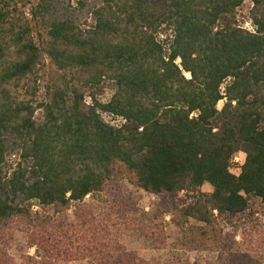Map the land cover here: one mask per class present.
I'll list each match as a JSON object with an SVG mask.
<instances>
[{"label": "trees", "instance_id": "obj_1", "mask_svg": "<svg viewBox=\"0 0 264 264\" xmlns=\"http://www.w3.org/2000/svg\"><path fill=\"white\" fill-rule=\"evenodd\" d=\"M253 202L264 0H0V264H264ZM167 216L212 258L124 245L161 249Z\"/></svg>", "mask_w": 264, "mask_h": 264}, {"label": "rangeland", "instance_id": "obj_2", "mask_svg": "<svg viewBox=\"0 0 264 264\" xmlns=\"http://www.w3.org/2000/svg\"><path fill=\"white\" fill-rule=\"evenodd\" d=\"M251 9L250 3H247L244 5V7L241 9L240 14L241 16H245L249 13ZM247 29H250V25L246 24L245 26ZM186 77L190 78L189 75H186ZM224 105V102H221L218 106L219 110L222 109ZM238 158L237 163H232L231 171L233 174L237 175L239 172L237 171L240 164H243L245 160V155L242 153H238L236 155ZM212 188L209 185H206L203 188V192H211ZM142 207L146 208L148 212L151 211V208L153 207V204L157 201L155 198L150 197L146 194H139L138 195ZM252 209L256 213V217L259 218L263 224H264V208L259 202H253L252 203ZM166 243L161 249H156L154 247V244L150 241L146 240H138L132 237H125L123 238L124 245L132 252L137 253L141 257L145 258L149 261H156V262H163L167 263L174 259H189L192 262L196 259H211L212 256L208 254H198V253H191L188 252L181 243V234L180 231L174 226V224L171 222V217H166ZM238 240H240V236L238 237ZM11 253L13 257L16 260H19L20 257L24 254H30L33 256L35 254L34 249H29L27 246V242L24 238H19L14 245L13 249L11 250ZM75 264H86V263H75Z\"/></svg>", "mask_w": 264, "mask_h": 264}, {"label": "built area", "instance_id": "obj_3", "mask_svg": "<svg viewBox=\"0 0 264 264\" xmlns=\"http://www.w3.org/2000/svg\"><path fill=\"white\" fill-rule=\"evenodd\" d=\"M237 155V154H236ZM236 155L234 156L233 160H232V163H237L238 162V158L236 157ZM243 164H240V166L238 167L237 171L239 172V174H237L236 176H239L240 175V172H241V166ZM232 173V171H231ZM233 174V173H232ZM235 175V174H234Z\"/></svg>", "mask_w": 264, "mask_h": 264}, {"label": "crops", "instance_id": "obj_4", "mask_svg": "<svg viewBox=\"0 0 264 264\" xmlns=\"http://www.w3.org/2000/svg\"><path fill=\"white\" fill-rule=\"evenodd\" d=\"M244 163V162H243Z\"/></svg>", "mask_w": 264, "mask_h": 264}]
</instances>
